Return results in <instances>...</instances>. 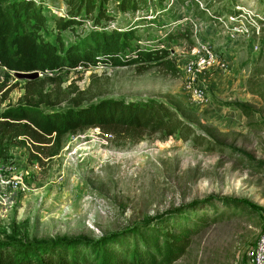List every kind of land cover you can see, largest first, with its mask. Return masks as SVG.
Here are the masks:
<instances>
[{"label":"rangeland","instance_id":"1","mask_svg":"<svg viewBox=\"0 0 264 264\" xmlns=\"http://www.w3.org/2000/svg\"><path fill=\"white\" fill-rule=\"evenodd\" d=\"M140 6L113 7L109 27H136L140 46L165 55L129 65L89 61L39 72L30 83L0 68V111L26 102L56 108L103 97L155 98L197 138L145 132L133 141L90 125L63 135L52 156L45 153L53 141L39 144L40 152L30 142L0 143V241L94 239L145 222L177 233L187 224L196 228L172 264H240L264 228V0ZM42 9V33L52 39L66 2L43 0ZM84 23L77 32L87 31L90 21ZM203 47L216 60L202 79L208 100L196 104L182 65Z\"/></svg>","mask_w":264,"mask_h":264},{"label":"trees","instance_id":"2","mask_svg":"<svg viewBox=\"0 0 264 264\" xmlns=\"http://www.w3.org/2000/svg\"><path fill=\"white\" fill-rule=\"evenodd\" d=\"M65 2L67 9L63 15L54 17L56 30L49 39L42 33L48 20L43 13V0H0V68L57 74L89 61L109 60L116 65H129L155 61L167 53L166 49L140 46L136 27H109L115 16L113 7L134 11L146 0ZM88 21L87 31L84 28L76 31ZM32 81L27 79V83ZM39 104L5 106L0 111V143L26 146L30 142L40 152L44 148L39 144L53 141L55 144L45 153L52 156L60 150L63 135L90 125L130 135L133 141H139L145 132L185 140L190 136L197 138L191 125L155 98L103 97L56 108ZM151 224L145 222L94 239L3 240L0 264H172L188 247L189 235L196 227L182 224L174 233L162 223Z\"/></svg>","mask_w":264,"mask_h":264},{"label":"built area","instance_id":"3","mask_svg":"<svg viewBox=\"0 0 264 264\" xmlns=\"http://www.w3.org/2000/svg\"><path fill=\"white\" fill-rule=\"evenodd\" d=\"M190 54V58L182 65V81L189 98L194 103L201 104L208 100L209 93L202 79L212 73V64L216 56L209 47H203L201 51L193 48ZM80 64L77 66L81 67ZM240 264H264V228L255 245L248 250Z\"/></svg>","mask_w":264,"mask_h":264},{"label":"water","instance_id":"4","mask_svg":"<svg viewBox=\"0 0 264 264\" xmlns=\"http://www.w3.org/2000/svg\"><path fill=\"white\" fill-rule=\"evenodd\" d=\"M13 73L17 77L27 78V79L36 78L39 75L37 70L26 71V72H24V71H13Z\"/></svg>","mask_w":264,"mask_h":264}]
</instances>
